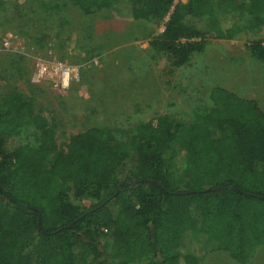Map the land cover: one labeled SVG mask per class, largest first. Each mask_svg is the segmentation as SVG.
<instances>
[{
    "label": "trees",
    "instance_id": "obj_1",
    "mask_svg": "<svg viewBox=\"0 0 264 264\" xmlns=\"http://www.w3.org/2000/svg\"><path fill=\"white\" fill-rule=\"evenodd\" d=\"M129 1L135 20L172 12L150 47L173 69L209 41L264 28V0ZM77 3L86 13L108 6ZM248 50L264 61L262 38ZM7 66L27 58L1 56ZM211 101L190 123L92 128L58 150L55 123L10 90L0 98V264H199L214 250L245 263L264 245V111L221 87ZM71 194L94 204L83 210Z\"/></svg>",
    "mask_w": 264,
    "mask_h": 264
},
{
    "label": "rangeland",
    "instance_id": "obj_2",
    "mask_svg": "<svg viewBox=\"0 0 264 264\" xmlns=\"http://www.w3.org/2000/svg\"><path fill=\"white\" fill-rule=\"evenodd\" d=\"M77 1L5 0L0 6V37L20 34L33 43L37 56L80 67L78 79L64 91L48 81L32 84L35 63L30 59L27 67L0 68L6 73L0 80V98L15 89L30 99L35 114L55 123L58 150H66L73 136L92 128L131 131L143 122L156 125L162 116L190 123L214 106L211 92L218 87L243 99L255 94L264 110V87L257 86L256 92L253 87L258 85L256 74H263L264 83V61L254 60L248 50V44L259 37L264 46V28L259 37L242 34L233 54L223 56L221 50L233 51L230 43L213 40L189 64L173 69L150 47L172 12L160 21L135 20L129 0H107V7L89 13ZM16 141L24 143L25 135ZM52 158L47 157V164ZM71 200L83 210L94 204L91 198L79 200L73 194ZM199 264L241 263L225 251L214 250ZM243 264H264V245Z\"/></svg>",
    "mask_w": 264,
    "mask_h": 264
},
{
    "label": "built area",
    "instance_id": "obj_3",
    "mask_svg": "<svg viewBox=\"0 0 264 264\" xmlns=\"http://www.w3.org/2000/svg\"><path fill=\"white\" fill-rule=\"evenodd\" d=\"M165 28H163L164 31ZM37 50L22 35L9 32L0 37V56L18 55L35 63L31 73V83L41 84L48 81L57 89L67 90L74 79L80 75V67L60 61H48L37 56Z\"/></svg>",
    "mask_w": 264,
    "mask_h": 264
},
{
    "label": "crops",
    "instance_id": "obj_4",
    "mask_svg": "<svg viewBox=\"0 0 264 264\" xmlns=\"http://www.w3.org/2000/svg\"><path fill=\"white\" fill-rule=\"evenodd\" d=\"M241 35L240 36H238V37H236L235 39H233V40H221V41H224V42H227V43H230V47L231 48H233V51L231 50L230 52H226V51H222L221 50V52L223 53V56H226V55H228L229 53H232V52H234L235 51V48H239V46H238V44L241 42ZM248 46H249V44H248ZM233 54V53H232ZM261 75V78H259V76ZM250 76H252V74H250ZM262 77H263V74L262 73H260V74H256L255 75V83L257 82L258 83V85L257 84H255L253 87H255L254 88V91L256 92V88H257V86L261 89V90H263V87H264V83H263V81H262ZM251 78H253V77H251ZM259 81H261V82H259ZM247 84H249V83H247ZM261 92V91H260ZM263 92V91H262ZM254 96H252V97H250V98H248L247 100H254V101H256V102H258L259 104H260V107H261V109H262V106H261V102L262 101H260L259 100V98H258V96H256L255 94H253ZM263 110V109H262ZM264 111V110H263Z\"/></svg>",
    "mask_w": 264,
    "mask_h": 264
},
{
    "label": "water",
    "instance_id": "obj_5",
    "mask_svg": "<svg viewBox=\"0 0 264 264\" xmlns=\"http://www.w3.org/2000/svg\"><path fill=\"white\" fill-rule=\"evenodd\" d=\"M0 190H1V188H0ZM186 194H187V193H186ZM102 206H104V205H102ZM102 206H101V207H102ZM101 207H100V208H101ZM76 222H77V221H76ZM39 226L41 227V222H39Z\"/></svg>",
    "mask_w": 264,
    "mask_h": 264
}]
</instances>
